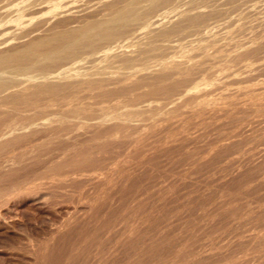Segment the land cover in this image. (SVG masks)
I'll return each mask as SVG.
<instances>
[{"label":"rangeland","instance_id":"374dc122","mask_svg":"<svg viewBox=\"0 0 264 264\" xmlns=\"http://www.w3.org/2000/svg\"><path fill=\"white\" fill-rule=\"evenodd\" d=\"M190 1L173 0L178 8L161 10L153 22L167 14L179 19L189 6L188 13L206 12L197 27L164 39L162 26L178 19L139 27L107 51L53 69L67 67L76 81V70L120 68L131 73L132 86L113 83L87 96L74 85L67 93L84 110L50 107L67 121L33 120L12 135L9 127L23 121L0 112V264H264V0H237L236 10L218 0ZM210 4H222L220 17L207 14ZM18 17L17 10L0 12V41L11 37ZM121 56L132 58L126 67ZM143 56L198 62L163 79L136 73ZM0 71L10 78L9 68ZM29 76L33 81L15 80L46 84ZM111 106L116 121L104 118Z\"/></svg>","mask_w":264,"mask_h":264},{"label":"bare ground","instance_id":"6f19581e","mask_svg":"<svg viewBox=\"0 0 264 264\" xmlns=\"http://www.w3.org/2000/svg\"><path fill=\"white\" fill-rule=\"evenodd\" d=\"M91 1L92 0H0V12L2 10H4V12H6V10L8 11L17 10L19 17H20L19 22H17L13 26V32H12L11 37H9L8 39L6 38V40L4 41H0V70L3 68L5 69L9 68L11 70L10 78L3 79L2 77L4 76L0 77V112H8L9 114L11 113L15 117L23 121L19 125H12L10 127L8 126L9 129L6 134L10 133L12 135L11 132H15L16 130H18L19 126L24 127V126H27L28 124L32 125L30 123L33 120L37 121V124H40V125H50L53 122H57V120L67 121V120H64L61 116H59V113H60L59 111L48 110L50 107H53V106H56L60 109L63 108L65 109L66 112H69L70 114H75V113H78L79 111L84 110L85 109L84 107L82 108V107H78L77 105H75L73 102L75 98L73 99L71 94L67 93V89L73 87L74 85H77V84L81 85L80 88L83 90V91L75 90L76 93L82 92L84 93V95L86 94L87 96L93 95L95 91L100 92V94H103L109 90V86L112 85L113 83H118V82L124 83L125 82L129 84L128 87L132 86L135 82L129 79L131 73L127 71H123L120 68H111L110 66H106L105 68L92 67L89 70L87 71L85 70L83 72H79L78 70H76L77 69L76 68L75 70H76V73L78 74L76 75V77L78 76L80 78L79 80H76V81H73L71 76H69V72L68 70H66L67 67H64L66 69L61 68L62 70L61 71L59 70V72L57 73H53V69L57 65L61 63H65L67 61H73L74 63H77L78 61H76V59H79V60L80 58L82 59L81 57L82 55L84 54L88 55V53L95 52V51L97 52V50H101L103 47H105V45H110L117 39L126 38L128 40L129 38H127L126 36L133 33L139 27H141L139 28V30L140 29L142 30V28L146 26L149 27L151 25H161V24H164L165 21H167L169 24L174 19L176 20L178 19L175 17L177 14L176 12L178 10H174L176 11L175 12L176 14L174 15V13L172 12L175 17L172 21H170L171 14H167V15L163 14L165 16L161 17L160 19L157 18V21L153 22L154 20H156L154 19L155 16L156 17L160 16V15L157 16V13H159L161 10H166L165 12H167L171 8L170 5L173 2V0H94V3H91ZM69 2H71L72 4L71 6H68ZM184 2L186 1L184 0ZM188 2L190 3L191 1L189 0L186 3ZM204 2L207 4L208 0H204ZM219 2L224 3L225 5L227 4L228 6L230 5L231 9L234 8L236 10L237 8V7L235 8V5H237L236 4L237 0H218V3ZM242 4H244V2ZM195 5L193 3L192 6H195ZM38 6H43L44 8L43 9L37 8L36 10L35 8ZM198 6L200 5L198 4ZM174 7L172 8L174 9ZM188 7L185 6L184 9ZM200 7L202 8V6ZM210 7L211 8L209 12L207 13L208 15L212 16V15L218 14L219 7L214 8L211 4H210ZM72 9L78 10V13L79 11L81 12L80 17H78V19L76 18V20H73L71 16L70 17L64 16L65 12H67L68 10H72ZM184 9H182V11L179 10L180 12L178 13L181 14V16L179 15L180 16L179 19L175 22L173 21L174 23H172V25L169 28H167L166 24L162 26L158 37L162 39L167 38L171 34L178 31V29L184 26L185 27H188V26L197 27L203 22L204 16H206L205 15L206 12H204L203 14L201 12L199 13L194 12L196 10H193L192 11L193 13L191 14L185 11ZM38 10L39 12L46 11L47 16H43V17L38 16L39 14ZM218 15L217 16L220 17V14ZM18 18L16 19L18 20ZM218 26H220L219 28H222L221 25H218ZM230 27L232 28V26ZM155 28L156 27H154V29ZM152 29L153 28L150 29L151 31L148 30V32L154 31ZM156 29H158V27ZM194 31L195 30L191 32H194ZM206 31H208V29ZM221 31L222 30H220V32ZM244 31L242 30L244 35L248 33L247 31H245L247 33H245ZM37 33H40V34H37ZM146 33L144 34L146 35ZM206 33L207 32H205L204 34ZM204 34H202L200 38H202ZM218 34L220 35V33ZM209 35H211V32ZM222 35H223V32H222ZM136 36L140 37L141 33L140 35H136ZM142 36H144L143 33H142ZM135 37H131V38H135ZM126 39H124L123 41H125ZM131 40L133 41V39ZM7 41L10 42V49L3 48V44ZM204 41L202 43H204ZM239 41L240 40H238L237 42ZM202 43L195 42V46L204 48V45ZM173 45H176V44H173ZM185 45L186 44L184 45L182 44L183 47H188ZM112 46L110 48H112ZM117 46H118V43H117ZM183 47L180 46L177 48L176 54L178 56H181V57L184 56ZM106 49L103 48L102 51L103 50L107 51L108 49L107 50ZM154 51H156V49ZM108 52H112V50ZM137 52H138V55L139 54L141 55L142 53H145V50L139 49ZM198 52H195V53H198ZM115 53L116 52H114V54ZM108 54L109 53L104 54V55L101 54V55L103 56L104 59H110V55ZM204 54H207V52L206 51L203 52V55ZM90 55L91 54H89L88 57ZM146 58L147 56L145 58L143 56V61L141 63V66L136 73L141 74V75H147V76L163 77V79L165 76L182 75L183 73L187 72L192 66H194L198 62L197 60L185 59L182 62L173 64L172 62L161 61V60L159 61L157 60L154 62H148L145 60ZM118 59H120V62H123V66L126 67L127 65H129V61L132 58H125L121 56ZM31 74H35V76L38 79L46 81L45 82L46 84L34 85L31 83H28L27 81L31 80L29 76ZM1 75H2V72L0 71V76ZM19 77L24 78L27 81H25L24 83L20 81H16L15 79ZM13 88H16L18 90L17 91L11 90ZM77 98H80V97L77 96ZM40 99L44 101L42 103H39ZM75 102H76V99H75ZM7 103L11 104L12 106L8 105L9 107H4L3 104H7ZM103 113H104L103 114L104 118H106L109 121H116L118 118V114L116 113L114 106H111L103 110ZM14 116H11V117H14ZM99 121H102V120H99ZM63 126H64V122H63ZM8 136L9 135H7V137Z\"/></svg>","mask_w":264,"mask_h":264}]
</instances>
